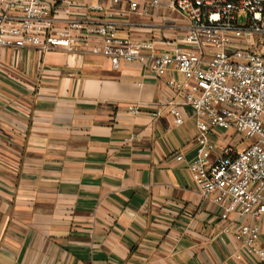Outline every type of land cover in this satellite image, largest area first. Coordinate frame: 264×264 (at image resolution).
Instances as JSON below:
<instances>
[{
	"label": "crops",
	"instance_id": "1",
	"mask_svg": "<svg viewBox=\"0 0 264 264\" xmlns=\"http://www.w3.org/2000/svg\"><path fill=\"white\" fill-rule=\"evenodd\" d=\"M151 20L136 38L188 30L166 0ZM167 99L173 91L143 66L113 70L80 45L0 48V264H264L224 232L251 219L224 220L201 196L188 169L196 118L177 101L175 125ZM210 137L233 147L222 131ZM257 224L264 251V217Z\"/></svg>",
	"mask_w": 264,
	"mask_h": 264
},
{
	"label": "built area",
	"instance_id": "2",
	"mask_svg": "<svg viewBox=\"0 0 264 264\" xmlns=\"http://www.w3.org/2000/svg\"><path fill=\"white\" fill-rule=\"evenodd\" d=\"M101 1L0 0V48L74 52L80 45L83 52L107 59L113 70L139 64L164 80L176 97L163 104L175 125L183 123L177 101L196 118L199 148L188 165L193 182L204 199L223 209L222 219L231 214L251 219L224 232L264 263L256 244L257 221L264 217V0H166L188 30L149 39L136 38L135 32L155 28L151 18L162 0H107L113 7L123 5L122 11ZM241 13L246 14L243 26ZM129 111L140 112L138 107ZM162 114L160 109L156 116ZM216 130L250 145L242 151L219 145L210 137Z\"/></svg>",
	"mask_w": 264,
	"mask_h": 264
},
{
	"label": "rangeland",
	"instance_id": "3",
	"mask_svg": "<svg viewBox=\"0 0 264 264\" xmlns=\"http://www.w3.org/2000/svg\"><path fill=\"white\" fill-rule=\"evenodd\" d=\"M239 20H240V24H241L242 26L245 25V23H246V14L241 13V14H240V17H239ZM253 39L256 40L257 37H255V38H253ZM253 39H252V40H253ZM252 40H251V41H252ZM251 41L248 40V43H247V44H250ZM231 145H232L233 147H236V148L242 150V149H245L246 147H248L250 144H249V142H247V141H242L241 136L233 135V137L231 138Z\"/></svg>",
	"mask_w": 264,
	"mask_h": 264
},
{
	"label": "trees",
	"instance_id": "4",
	"mask_svg": "<svg viewBox=\"0 0 264 264\" xmlns=\"http://www.w3.org/2000/svg\"><path fill=\"white\" fill-rule=\"evenodd\" d=\"M224 1L229 2V3H236V2H238L240 0H224Z\"/></svg>",
	"mask_w": 264,
	"mask_h": 264
}]
</instances>
